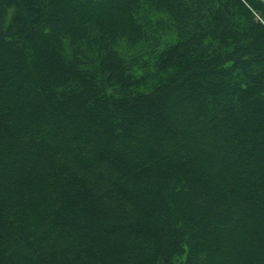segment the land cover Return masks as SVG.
<instances>
[{
	"label": "trees",
	"instance_id": "1",
	"mask_svg": "<svg viewBox=\"0 0 264 264\" xmlns=\"http://www.w3.org/2000/svg\"><path fill=\"white\" fill-rule=\"evenodd\" d=\"M0 264H264V1L0 0Z\"/></svg>",
	"mask_w": 264,
	"mask_h": 264
},
{
	"label": "rangeland",
	"instance_id": "2",
	"mask_svg": "<svg viewBox=\"0 0 264 264\" xmlns=\"http://www.w3.org/2000/svg\"><path fill=\"white\" fill-rule=\"evenodd\" d=\"M261 1H264V0H261Z\"/></svg>",
	"mask_w": 264,
	"mask_h": 264
}]
</instances>
